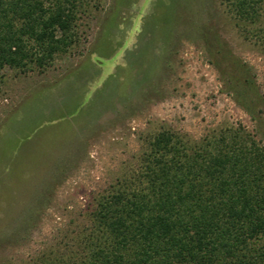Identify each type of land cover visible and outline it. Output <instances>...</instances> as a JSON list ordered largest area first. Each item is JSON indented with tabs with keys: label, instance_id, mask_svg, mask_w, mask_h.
Returning a JSON list of instances; mask_svg holds the SVG:
<instances>
[{
	"label": "rangeland",
	"instance_id": "rangeland-1",
	"mask_svg": "<svg viewBox=\"0 0 264 264\" xmlns=\"http://www.w3.org/2000/svg\"><path fill=\"white\" fill-rule=\"evenodd\" d=\"M257 27L223 0H97L67 54L5 69L0 264H84L99 200L162 129L200 143L245 128L264 147Z\"/></svg>",
	"mask_w": 264,
	"mask_h": 264
},
{
	"label": "trees",
	"instance_id": "trees-1",
	"mask_svg": "<svg viewBox=\"0 0 264 264\" xmlns=\"http://www.w3.org/2000/svg\"><path fill=\"white\" fill-rule=\"evenodd\" d=\"M96 1L0 0V75L67 54ZM223 1L241 25L264 32V0ZM94 218L84 264H264V147L245 128L200 143L162 129Z\"/></svg>",
	"mask_w": 264,
	"mask_h": 264
}]
</instances>
